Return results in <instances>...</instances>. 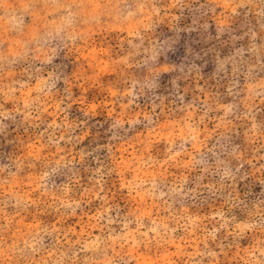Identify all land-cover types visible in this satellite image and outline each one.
Listing matches in <instances>:
<instances>
[{
    "label": "rangeland",
    "instance_id": "rangeland-1",
    "mask_svg": "<svg viewBox=\"0 0 264 264\" xmlns=\"http://www.w3.org/2000/svg\"><path fill=\"white\" fill-rule=\"evenodd\" d=\"M0 264H264V0H0Z\"/></svg>",
    "mask_w": 264,
    "mask_h": 264
}]
</instances>
